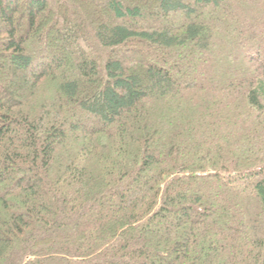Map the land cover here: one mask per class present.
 <instances>
[{"label":"trees","instance_id":"1","mask_svg":"<svg viewBox=\"0 0 264 264\" xmlns=\"http://www.w3.org/2000/svg\"><path fill=\"white\" fill-rule=\"evenodd\" d=\"M75 1L0 0V264H264V16Z\"/></svg>","mask_w":264,"mask_h":264},{"label":"rangeland","instance_id":"2","mask_svg":"<svg viewBox=\"0 0 264 264\" xmlns=\"http://www.w3.org/2000/svg\"><path fill=\"white\" fill-rule=\"evenodd\" d=\"M75 1V0H74ZM125 4H131V3H135L137 2L138 5H141L142 7H144L145 9H149L151 11H156V9L158 8V2L157 0H122ZM76 3H78L79 5L81 4L82 8L84 11H87V10H92V16H90L89 14H87V18L90 19L91 22H96V21H99V22H104V21H107V22H110L113 20V16L112 14L109 12V11H106L104 8H99L98 10H96L94 8V4H90L84 0H76L75 1ZM224 14H229L231 13V17H232V24L239 27L240 30H242V27L245 26V23H247V21L249 20V18H253V17H257V16H264V8L260 7V5H256V4H247V5H244L242 3L241 0H225V5H224ZM93 8H94V12H93ZM59 13L61 12V9L59 8ZM54 13L52 14V17H53ZM153 16V15H152ZM151 15H148L146 14L145 15V19L144 20H141V22L139 23V26L142 27L144 25H155V24H160V22L162 21L160 18L156 17V16H153L152 17ZM217 18H220L221 16L220 15H216ZM215 16V17H216ZM175 21L177 23H179V18L178 19H175ZM243 31V30H242ZM63 33L61 30H59L58 28H53L52 31H51V36L53 38H55L56 42L60 44V42H62V37H63ZM219 38H222L221 36H219ZM228 40V39H227ZM51 49V47H49ZM53 49V48H52ZM66 49H57L55 52L56 53H62V56L63 57H66L69 56V52H65ZM70 52H72V50H70ZM223 54H227L228 51L226 50H220V54H221V57H223ZM135 54L137 56H140V55H144V57L146 56L145 53L142 54V52H139L138 50H136ZM134 54V55H135ZM134 55H128V61L129 62H133L134 61V58L136 56ZM72 63L70 61H67L66 62V67L62 70H66V71H69V69H71ZM173 73L176 74L178 77H181V71H178V73H176L175 70H173ZM6 78V74H1L0 75V81H3L4 79ZM198 80L200 81L201 78H198ZM153 150L154 149H157L156 146H153L152 148ZM147 183V179L146 177L142 178L140 180V183L139 185L137 186L136 189H143L144 190V186L146 185ZM135 191V190H134ZM211 196V194H210ZM233 205V207L235 206L231 200V203ZM193 217V215H192ZM212 220L213 221H216L217 219L214 218L212 216Z\"/></svg>","mask_w":264,"mask_h":264}]
</instances>
